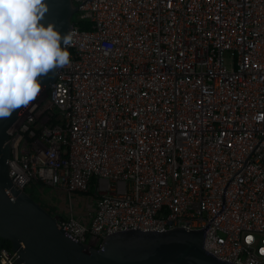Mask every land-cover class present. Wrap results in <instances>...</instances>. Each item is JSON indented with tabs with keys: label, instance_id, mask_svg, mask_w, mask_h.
<instances>
[{
	"label": "built area",
	"instance_id": "2783aa9c",
	"mask_svg": "<svg viewBox=\"0 0 264 264\" xmlns=\"http://www.w3.org/2000/svg\"><path fill=\"white\" fill-rule=\"evenodd\" d=\"M72 2L70 62L7 130L12 183L64 195L89 246L204 229L218 260L264 264V0Z\"/></svg>",
	"mask_w": 264,
	"mask_h": 264
},
{
	"label": "water",
	"instance_id": "95a60500",
	"mask_svg": "<svg viewBox=\"0 0 264 264\" xmlns=\"http://www.w3.org/2000/svg\"><path fill=\"white\" fill-rule=\"evenodd\" d=\"M43 23L68 34L77 12L72 0H45ZM59 68L42 77L41 89L27 105L0 119V239L10 243L18 264H230L203 248L204 229L174 228L165 232L128 230L107 235L99 247L71 238L50 214L8 175L10 145L7 130L45 93Z\"/></svg>",
	"mask_w": 264,
	"mask_h": 264
},
{
	"label": "clouds",
	"instance_id": "9594fccd",
	"mask_svg": "<svg viewBox=\"0 0 264 264\" xmlns=\"http://www.w3.org/2000/svg\"><path fill=\"white\" fill-rule=\"evenodd\" d=\"M45 0H0V119L27 106L42 77L70 62L68 34L43 23Z\"/></svg>",
	"mask_w": 264,
	"mask_h": 264
},
{
	"label": "crops",
	"instance_id": "0c3cea01",
	"mask_svg": "<svg viewBox=\"0 0 264 264\" xmlns=\"http://www.w3.org/2000/svg\"><path fill=\"white\" fill-rule=\"evenodd\" d=\"M56 195H58L59 197L51 198L50 202H49V200H45V201L48 204L51 203L56 208V210H57L56 213L58 214V216H60L62 218H67L70 215L69 203H68V201L64 195H61L58 193ZM75 198L73 197V208H74L73 209V211H74L73 216L76 219H78L79 221L85 223L89 220V216L92 214L95 206L91 201H88V202H86V209L82 210V209H80V203H78L80 197H78L76 199ZM74 201H75V203H74Z\"/></svg>",
	"mask_w": 264,
	"mask_h": 264
},
{
	"label": "rangeland",
	"instance_id": "374dc122",
	"mask_svg": "<svg viewBox=\"0 0 264 264\" xmlns=\"http://www.w3.org/2000/svg\"><path fill=\"white\" fill-rule=\"evenodd\" d=\"M47 92V91H46ZM46 92L45 93H43V94H39L38 95V97L36 98V101H40L41 99H43L44 98V96H45V94H46ZM25 192L29 195V194H35V196L39 199V200H41V202H45L47 205H52L51 203L50 204H48L45 200H49V202H50V199L51 198H56V197H59L58 195H56L57 193L56 192H53L49 187H44V188H39V189H37V188H34V187H32V186H27L26 187V190H25ZM78 198V197H80L79 198V202L78 203H80V209H82V210H85L86 209V202H88V201H90L89 200V196L88 195H80V194H75V196H74V198ZM75 198V199H76ZM78 200V199H77ZM76 200V201H77ZM73 203V201L71 202V204ZM74 203H75V201H74ZM73 205V204H72ZM53 206V205H52ZM55 214V213H54Z\"/></svg>",
	"mask_w": 264,
	"mask_h": 264
},
{
	"label": "trees",
	"instance_id": "16d2710c",
	"mask_svg": "<svg viewBox=\"0 0 264 264\" xmlns=\"http://www.w3.org/2000/svg\"><path fill=\"white\" fill-rule=\"evenodd\" d=\"M30 186L39 189V186H37V185H30ZM25 190H26V189H25ZM86 195H88L89 197H92V196H93V194H92L91 192H90L89 194H86ZM29 196H30L35 202H37L40 206H42L45 210H47L50 214H54V213L57 212V210H56V208H55L54 206H52V205H47L45 202H41V200H39V199L35 196L34 193H33V194H29ZM61 218H62V217H61ZM0 248H7V249L10 250V243L7 242V241H4V240H2V239H0Z\"/></svg>",
	"mask_w": 264,
	"mask_h": 264
}]
</instances>
